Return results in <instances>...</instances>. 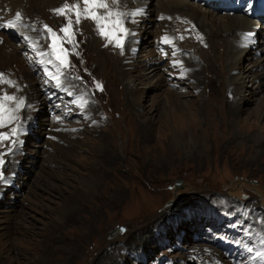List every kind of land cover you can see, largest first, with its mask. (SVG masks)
<instances>
[{
  "label": "rangeland",
  "instance_id": "rangeland-1",
  "mask_svg": "<svg viewBox=\"0 0 264 264\" xmlns=\"http://www.w3.org/2000/svg\"><path fill=\"white\" fill-rule=\"evenodd\" d=\"M182 1L206 8V12L213 13L212 16L232 17L228 13L232 6L226 1ZM108 2L111 4V0ZM76 3L77 0H62L60 8ZM137 3L128 1L127 5L134 10ZM151 6L158 11L155 0H152ZM44 11L47 18L53 15L58 27L66 25L65 16L50 13V8ZM68 15L75 21L74 13ZM148 17L160 24V17L156 18L155 12L148 13ZM21 18L23 22L33 23L45 30L38 17ZM42 20L48 21L45 17ZM181 21L176 23L179 29L174 33L182 53L201 69L198 52L206 50L205 45L208 44L203 43V35L194 25L195 21ZM72 32L74 40L61 46L65 50L70 47L76 53L73 56L76 65L70 69L73 74L62 67L60 76L64 82L70 80L78 86L73 83L75 87L68 88L67 101L46 105L37 117L47 131L51 122L60 123L59 120L71 124L75 120L80 127H84V121L90 118L84 120L70 103L75 100L76 90L82 89L86 93V101H90L96 111L97 120L94 119L91 124L94 127L88 125L84 135L73 138L77 140L75 145H71L69 151L73 153L68 160L55 154L50 142L39 148L38 139L30 133L33 130L24 135L19 132L27 121L26 112L30 113L27 98L25 95L3 93L2 89L12 87L0 84V96L8 94L17 100L23 98L26 104L19 109V115L24 118L19 116L7 127L0 128V133L10 134L13 127L18 130L17 137L0 142V160H3L0 164V264H4L3 260L7 264H133L131 259L135 255L139 259L134 264H264V111L258 116L250 115L261 98L260 91L246 84L249 101L242 105L243 111L233 124L226 119L223 109L214 111L218 106L216 104L224 107L222 97L230 99L227 88L222 96V90L214 84L211 86L213 91L209 93L212 95L210 99H204L201 91L202 98L195 99L193 89L169 75V68L174 66L168 69L162 67V72L166 73L162 80H168L169 88L176 90L184 103L179 109L188 105L185 114L189 113L187 115L196 124L193 123L195 126L190 131L188 128L184 131L188 147L181 144L173 147L168 140L166 144L164 140L158 143V125L165 131L166 126L159 122L164 118L161 116L163 106L160 98H155L157 91L148 88L150 79L142 77L143 73L136 72L141 77L133 73L135 87L144 92L141 101L133 104L125 96L124 82L118 78L119 64L128 53L132 54L127 34H119L123 36V47L120 48L115 46V41L109 43L108 39L102 38L91 20L82 19L79 24L73 23ZM42 33L44 48L50 51L48 33ZM56 35L63 38L60 32ZM138 35H142L140 30ZM197 36L202 39H197ZM145 37L152 43L147 58L153 60L152 51L157 53L158 47H164L162 40L165 37L159 26L150 28ZM9 44L17 47L21 41L9 33ZM139 46L136 54L140 55L143 44ZM16 49L21 51L19 47ZM159 53L166 52L160 49ZM19 54L24 60L30 58L29 51ZM244 59L245 56L240 60L242 62L237 60L239 66L247 64ZM85 61L87 64H84ZM162 61L167 62L164 55ZM69 62L67 60L68 65ZM58 63L53 64L55 73ZM89 64L96 74L108 77V91L113 90L109 106L105 104V94L99 95L96 100L88 87L92 83L87 84L78 78L80 73L89 75ZM220 66L225 71L226 61ZM32 72L40 83V71ZM199 73L203 75V69ZM259 79L264 84V75ZM142 114L153 117L154 127L148 133L140 127L139 115ZM98 120L102 122L98 123ZM70 130L74 133L82 131L79 127ZM193 133L197 136L191 140ZM142 136L147 141L146 138L143 141ZM254 136H258L256 141ZM47 139L48 134L44 133L42 142H48ZM98 144L103 146H99L97 151L94 146ZM59 145L64 149L67 147L62 142ZM17 152L22 154V160L18 162L10 159ZM90 163L97 167L98 174L94 187L88 188L81 183H84L82 180L88 181L86 172ZM75 188L84 196H73ZM67 197L73 204L60 214V200ZM50 222H56L57 226L51 236H45L44 228ZM192 253L197 254L192 256Z\"/></svg>",
  "mask_w": 264,
  "mask_h": 264
},
{
  "label": "bare ground",
  "instance_id": "bare-ground-1",
  "mask_svg": "<svg viewBox=\"0 0 264 264\" xmlns=\"http://www.w3.org/2000/svg\"><path fill=\"white\" fill-rule=\"evenodd\" d=\"M61 1L62 0H0V28L4 27L3 25L6 24L8 21L14 20L15 19L14 15L16 16V13H20L21 16L27 17V18L29 16L38 17L41 20V23L43 24L44 27L45 25H47L49 28H51L55 32V34L60 32V34L64 37V33L61 32L60 29L64 27L65 24L62 25L60 28L55 24L57 20L56 21L53 20V17H52L53 15L47 18L48 16H45L44 14L45 8H50V11H49L50 13L55 12L54 10L56 9H59ZM128 1L129 3H131V1L138 2L137 4L141 6V9H143L144 6H147L148 8V5H149V8L147 9V11L135 12V13H138L134 15L135 20L141 19V16L144 15V13L146 15V12H148L149 14L151 12H155V17L156 18L160 17V20H161V21L159 20L160 21L159 25L154 23L153 19H151L150 17H148L147 19H141L140 22L137 21L134 24L127 23V27H129L132 30H135L134 33L136 32V30H140L142 35H144L142 38V42H141V44H143L142 46L143 48L141 50L142 54L140 55L138 53L133 54V52L137 51V48L140 45V41L135 40V37H131L129 40V47H131L132 54L128 53L127 57H124V59H122V62L121 64H119L120 66L118 68V72H119L118 78L120 79V81L124 82L125 84V87H124L125 96L128 100L130 99L132 103L140 102L141 96H143L144 94V92L139 91L135 87L136 78L133 75V73H135L138 76L139 74L137 73H143L142 77L146 79H150L149 87L148 86L147 87L150 89H155L157 91L155 98H160L161 106H163L162 108L163 110L161 111V116L162 117L164 116V118H162L159 115L162 118V120H160L159 122L162 124H165L166 126V131H165L161 125H158L159 127L157 129L158 132L156 136L157 137L156 141L158 143L164 140L166 144L168 140L169 145L171 146L174 145L173 147H176L175 145H178V144L188 147L189 145L187 142V136L184 131L186 128H188V130L190 131L191 128L195 126L193 125V123L195 122L192 121V119L190 118V115H187L189 113L185 114V111L188 110V105L185 106L183 109H179L180 106H183L184 103H182V101L180 100L178 96V92L172 88L171 89L169 88L170 83H168V80L166 78L162 80L163 79L162 77H164V75L166 74L162 72L161 70L162 67L163 69L164 68L168 69V67L174 66V68H169V75L175 76L177 80L181 81L185 86L193 89L195 99L202 98V97L204 99H210L212 95L210 96L209 93L213 91L212 90L213 87L211 88V86H213L214 84L217 85V87L220 90H222L221 91L222 96H224L225 90L227 88L228 89L227 93L231 95L230 99L228 97H222L224 107L222 106L223 108H221L220 106L221 104H216L218 106L215 108L214 111L216 110L219 111V109H223L226 119L233 124H236V122L238 121L237 115L241 114L243 111V109L241 108L242 105L244 103H247V101H249L248 96H247L248 92L246 90V84L247 83L251 84L255 90L260 91L261 98L258 100L254 108L250 111V115L254 117V116H258L262 114V112L264 111V84L260 81L259 76L263 77L264 75V27H260L259 25V20L263 16H261L260 14L257 16V10H259L260 13L264 12L263 11L264 0H235L236 2L235 9L237 10V12L232 13V17H229V15H220V14H215V15L221 16V17H216L214 15L212 16L213 13L206 12V8L203 9L201 6L200 7L194 6L182 0H155V2L157 3L158 11L152 9V6L150 7L152 0H128ZM128 1L119 0L118 4L111 5V6L114 9L127 13V10L129 9L128 7L129 5H127ZM26 4L29 6H25ZM44 17L48 21L42 20V18ZM60 19L61 17L59 18V20ZM178 20H182V21L184 20V22L187 21L190 23L195 21L194 25L196 24L195 26L200 30L201 35H203V43L207 42L208 44V46L205 45L207 47L206 50L198 52L200 56V60H201V69H203L204 71L203 75L199 73L201 71L200 67L194 64L193 62H191V60L187 58V56H184L182 53V48L180 47L178 43V38L174 33L175 30L179 29V24L176 25ZM23 21L21 18L20 22H23ZM178 23H180V21ZM19 26L20 25L18 23V25L15 28H11V29L12 30L16 29ZM153 26L155 27L159 26V29L163 33V36L166 37L170 41V43H165L167 45L166 53L165 54L161 53L162 56L164 55V57L167 58V62L165 61L166 63L162 61V57L160 56V53L159 54L154 53V50L152 51V53L155 56L153 60H149L147 58L148 52L149 50H151L152 43L146 40L145 36H148V31ZM31 35L34 38H36L34 39V41L39 43L40 51L38 53L46 52L44 48V41H45L44 34L43 33H37V34L31 33ZM242 35L244 37L246 44L241 41ZM136 38H138V36H136ZM162 42L164 43V39L162 40ZM88 43H89V40H88ZM12 46L9 44V36L7 34L0 32V73L4 75H9L11 79L16 81V84H17L16 88L2 89L3 93L8 92L13 95L15 94V96L22 95V97L23 95H25L28 101V105H29L28 110L30 111V113L28 115L26 112L27 121L20 127L19 132L22 135H24L25 133L28 134L30 131L33 130V132H30V133L31 134L33 133L35 137L38 139L39 145L38 144L37 145L39 146V148L41 147L44 148V145H47V143L50 142L51 143L50 147L51 149L53 148V152L57 154L58 156H61L62 158H65L66 160H68V157L73 153V152L70 153L69 150L72 148L73 145L76 144V142L74 141L77 140V139L74 140L73 138H75L76 136L79 137L86 133V131L89 129L88 125L89 124L91 125L92 123H94V119L97 120L95 117L96 111L92 108L90 101H87V103L85 104L83 108H80L77 105L75 101L79 100L81 97H83L85 100H88V98L86 96V93L82 89H79V91L76 90L77 92L75 94L76 95L75 100L70 104L72 107H74L77 110L79 115H82L84 117V120L87 118H90L84 121L83 124L85 126L80 127L79 123L75 120L72 122V124L69 122L61 123V120H59V117H58V120L60 123L51 122V124H49V128H48L49 130L48 131L46 129L44 130V124L40 123L42 121L37 119V117L41 115L42 108L46 109L45 106L47 104L43 96V93L41 92L40 83L37 82V78L34 77V72H32L31 67H28L29 65L25 62L24 60L25 58L23 59L20 56L19 54L20 51L16 49L17 47H12ZM66 46L69 47L70 44L69 46L66 44ZM66 50L68 53L66 59L71 61L69 62L70 64L69 65L67 64V67H65L66 69H68V72H69L70 69L75 67L76 65V63L73 61V56H76V53H73L70 47ZM97 52H100V51H97ZM38 53L36 54V56H39ZM85 55L87 54L85 53ZM244 56H245L244 60L247 61V64L245 66L244 64L243 66H239L237 63V60H239V62H242L240 60ZM47 59L48 57H43L42 61H47ZM176 61H179V66L176 65ZM223 61H226L227 63V67L225 71H222L221 66H220ZM104 63H105V60H104ZM161 63L163 65H160ZM84 64H87L86 61ZM84 64L82 63V65ZM159 72L162 74V76H160L161 74ZM69 73L73 74L72 70ZM52 74H56V73L52 72ZM82 74L83 73L78 74L79 75L78 78L87 82V84L92 83L91 86L88 84V87L93 92V95L95 96L96 100L98 99L99 95L105 94V97H104L106 100L105 104L106 106H109L113 98L112 97L113 95L111 93L113 92V90L110 89L108 91V87H107L108 77L96 74L94 72V67H92L91 64H89V75L87 74L82 75ZM61 76H60L59 86L57 85L56 81L52 79L54 84H56L59 88L65 87L66 84H68V86H66L67 91H68V88L72 89L71 87L73 88L75 87L74 84H76V82L75 83L73 82L74 84L71 83L70 80H69L70 83L64 82ZM87 79L88 81H86ZM97 84L101 86L102 90L97 89L96 87ZM0 87H2V85ZM198 91L203 92L204 95L200 97L201 92L197 94ZM73 92H75V89L73 90ZM18 99H20V97ZM202 100L203 99L199 101H202ZM69 101L67 103H69ZM8 107L15 108V103L11 102L8 105ZM131 108H133V106ZM23 112L24 111L21 112L22 116H23ZM208 112L206 111V113ZM210 114L212 115V113ZM14 115L16 116V119H19V116H20L19 111L15 112ZM146 115L144 114L139 115V118L141 119V123H142L140 127L147 130V133H148V130L154 127V122L152 119L153 117H147ZM21 118H24V117H21ZM100 122L102 121L100 120L98 123ZM73 127H79V129L82 130L83 132L80 131L79 133H74L70 130ZM67 130H70L71 132ZM44 133L46 135L48 134V139H47L48 142H45V140L44 142H42V136ZM194 133L192 134L191 140H194V138L197 136L195 135L196 133L195 134ZM145 138L142 136L143 141L145 140ZM256 138H258V136H254L255 141L257 140ZM146 141H147V138H146ZM60 142H62V145H65V144L67 145L66 149L60 147L59 145ZM81 143L85 147L87 146L84 141L83 142L81 141ZM99 146L100 144H98V146H94V148L96 147L98 151ZM102 146H100V148ZM11 158H13L12 160H15L16 162H18L20 161V159L22 160V154H20V152H17L15 157H10V159ZM90 164H89L90 165L89 171L87 170L88 173L86 172V177L88 181L82 180L84 183H81L83 186H86L88 188H91V186L94 187V185L97 182L96 177L98 174L97 167L94 166V164L92 163ZM80 177L83 179H86V177L84 176H80ZM72 195L76 196V198L84 196V194L76 190V188L74 191H72ZM71 204H73V202L71 201L70 197L61 198L60 204H59L60 214H62L66 209H70ZM57 216H60V215L58 214ZM56 226H57L56 222H50V224L45 226L44 228L45 236H49V235L51 236ZM196 252L199 253L200 250L198 251L196 250ZM194 254H197V253H192L191 255L193 256ZM136 259H139V257L136 255L133 259H131L133 264L136 263L137 261ZM3 263L5 264L6 262H4L3 260Z\"/></svg>",
  "mask_w": 264,
  "mask_h": 264
},
{
  "label": "snow or ice",
  "instance_id": "snow-or-ice-1",
  "mask_svg": "<svg viewBox=\"0 0 264 264\" xmlns=\"http://www.w3.org/2000/svg\"><path fill=\"white\" fill-rule=\"evenodd\" d=\"M119 0H111V4L108 0H77L74 5L65 4L62 8L54 10L57 15L65 16L67 23L64 27L60 29L64 33V37L61 38L57 36L51 28L45 25V31L48 33V39L51 40V44L48 46L50 51L38 53V55L43 57H48V64H57L56 74L49 73L46 69V75H49L50 79L56 81L57 85L60 84V75L62 74L60 69L62 67H67V50H65L61 45L65 42L71 43L74 40V33L72 32L73 23L79 24L82 19H88L95 23L96 29L102 38L108 39L109 43L115 41L116 47H123V36L120 33L127 34V29L123 27L124 20L123 17L128 15H136L138 13H124L117 9L112 8L111 5H116ZM83 5V7H81ZM103 10V11H101ZM69 13H74L75 21L69 17ZM21 21L20 13H16L15 19L8 21L4 24V27L15 28ZM25 39H28L25 37ZM197 39H202L197 36ZM164 43H170V41L165 37ZM107 46V45H106ZM35 50V46H34ZM42 63L44 61H41ZM176 65L179 66V61H176ZM8 84L13 86V82L5 78L4 74L0 73V84ZM97 89H101V86L97 84ZM102 90V89H101ZM71 94V93H69ZM14 102L15 108H9V103ZM80 108H83L87 101L81 97L79 100L75 101ZM24 101L17 100L16 97L8 94L0 96V128H5L9 124L13 123L16 119L14 115L18 112L21 107H23ZM18 134L17 128L13 127L9 133H0V142L8 140L11 137H15ZM0 164H3V160H0ZM251 251V249H249Z\"/></svg>",
  "mask_w": 264,
  "mask_h": 264
}]
</instances>
